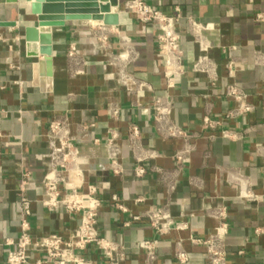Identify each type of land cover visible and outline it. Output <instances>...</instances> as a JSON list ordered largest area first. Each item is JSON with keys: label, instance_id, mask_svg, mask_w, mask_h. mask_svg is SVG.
<instances>
[{"label": "crops", "instance_id": "0c3cea01", "mask_svg": "<svg viewBox=\"0 0 264 264\" xmlns=\"http://www.w3.org/2000/svg\"><path fill=\"white\" fill-rule=\"evenodd\" d=\"M145 1L169 15L175 13V6L182 12L179 34L185 72L176 78L172 90L171 118L182 128L199 134L176 189L169 197L154 173L134 177L127 147L121 160L123 172L112 175L102 145L108 127L114 125L123 129L126 124L135 123L142 130L144 143L160 153L149 164L165 169L173 167L172 154L181 147L182 140L160 137L154 129L149 108L152 95L163 93L162 80L153 72L154 66L161 61L156 57L152 25L141 24L122 11L125 0H119L117 8H110L118 14L117 25L90 19L65 20L63 26L52 29V77L48 84L47 77L36 75L34 69L41 55L29 57L25 51L24 28L34 24L29 3L0 0V21L15 22L13 26H0V130L7 135L0 156V264H6L9 246L5 241L14 240L19 234L17 186L25 174L30 182L26 196L31 207V235L58 233L68 238L77 226V214L66 213L61 206L47 209L41 204L44 198L42 179L51 166L47 129L54 118L66 119L76 136L80 152L77 161L84 182L97 186L101 201L98 229L104 237L125 247L128 264L142 261L137 244L142 239L153 238L154 234L145 220L128 226L123 223L133 215L165 203L169 204L176 219L188 223V230L178 234L190 252L187 264H204V248L190 245L187 239L190 234L205 237L212 231L214 220L205 215L202 208L220 197L228 207L229 228L225 243L228 264H264V232H259L264 229V65L253 62L254 51L264 52V20L256 19L257 14L264 12V0ZM188 16L202 24V32L211 45L209 55L216 63L218 74L214 85L204 74L192 70L198 52L187 30ZM95 27L105 30L112 53L121 51L122 36L130 39L137 58L127 65V70L145 87L137 91L136 99L118 85L93 33ZM72 43L84 62V73L77 76L68 73L67 52ZM229 61L241 65L234 80L250 95L255 110L226 121L224 126L240 129L245 123H251L253 129L236 140L221 138L219 131L208 138L210 133L200 127L205 111L209 110L216 117L233 105L223 94L228 82L226 66ZM48 85L50 88L46 90ZM133 100L137 104H132ZM113 103L120 107L117 122L110 120L107 114L108 106ZM89 123L93 126L85 133H77V125ZM94 138L100 143H93ZM192 177L199 179L201 185H192L189 182ZM241 187L248 188L257 199L238 198ZM114 193L125 211H118L111 205L110 196ZM138 197L141 201L137 202ZM175 236L157 238L160 264H179L171 255ZM240 250L244 253L238 254ZM81 254L95 264L104 263L93 246ZM29 257L35 259L42 255L32 253Z\"/></svg>", "mask_w": 264, "mask_h": 264}, {"label": "built area", "instance_id": "2783aa9c", "mask_svg": "<svg viewBox=\"0 0 264 264\" xmlns=\"http://www.w3.org/2000/svg\"><path fill=\"white\" fill-rule=\"evenodd\" d=\"M122 11L132 15L141 24L152 25L155 30L156 57L161 61V64L154 66L153 72L159 75L162 80L163 93L154 94L150 99L151 121L160 137L181 139L182 145L172 154L173 167L165 169L156 164H149L158 158L160 153L144 143L142 130L137 124L128 123L123 129L112 125L106 129V137L102 141L107 166L112 175H120L123 172L121 160L125 147H127L133 161L134 177L141 178L149 172L154 173L158 184L163 187V191L169 197L175 191L179 175L194 150V139L199 136L196 132L182 128L171 118L172 90L175 88L176 78L185 72L179 34L182 12L178 6H175V13L169 15L151 6L145 0H125ZM256 19L264 20V12L257 14ZM186 20L188 33L198 52L192 64V70L204 74L210 84L214 85L218 79L216 63L209 55L211 45L202 32V24L194 21L191 16H188ZM93 33L107 62L113 69L118 85L134 99L137 91L145 87L134 74L127 70V65L137 58V52L130 39L122 36L121 51L112 53L105 30L95 27ZM67 58L69 60V75L77 76L84 73V62L74 43L69 47ZM253 62L256 65H264V52L254 51ZM238 69H241V65L234 61H229L226 66L228 82L223 88V94L232 102V107L216 117L206 110L201 118V130L210 133L208 138L214 137L215 131H219L221 138L236 140L253 129L251 123H245L240 129L224 126L226 121L244 117L255 110V104L250 100V95L234 80ZM132 104H137V101L133 100ZM107 114L113 122L119 121V105L110 104ZM91 126H93L92 123L79 124L76 131L78 134L85 133ZM47 137L50 141L51 166L42 179L44 198L41 204L47 209L61 206L66 213L77 214L79 216L78 223L68 238L58 233L33 237L30 225V201L26 196L30 182L25 174L17 186L20 212L19 234L16 239L5 241V244L9 246L5 263L95 264L81 254L87 247L93 246L99 251L104 261L103 264H128L125 247L104 237L98 229L97 216L101 206L98 189L94 183L84 182L83 172L77 161L80 152L75 142L76 136L72 134L67 120L54 118L49 121ZM6 138L7 135L0 130V156L3 153ZM93 143H100V140L94 138ZM189 182L196 187L201 185V181L194 177L189 178ZM83 185H85L84 191L82 190ZM237 197L245 201H254L258 196L248 188L241 187ZM110 200L115 209L125 211L117 194H112ZM135 201H141V198L138 197ZM202 212L214 220L212 231L205 237L190 234L187 241L190 245H199L204 248V264H228L225 244L229 228L228 207L220 197L215 203L205 204ZM189 216H193V213H189ZM140 220H145L148 223L154 237L138 242L137 246L142 252V261L138 264H160L157 238L172 234L176 235L172 240V258L179 264L188 263L190 252L184 246V239L178 237L180 232L188 230V223L176 219L171 213L168 203L152 206L139 215L131 216L130 220L123 224L128 226ZM259 232H264V229ZM32 253H40L42 257L30 259L29 256ZM243 253L242 250L238 251V254Z\"/></svg>", "mask_w": 264, "mask_h": 264}, {"label": "water", "instance_id": "95a60500", "mask_svg": "<svg viewBox=\"0 0 264 264\" xmlns=\"http://www.w3.org/2000/svg\"><path fill=\"white\" fill-rule=\"evenodd\" d=\"M14 2L16 0H6ZM29 3L34 24L24 28L25 51L29 57L41 59L34 64L36 75L52 77V29L63 26L65 20L90 19L102 21L106 25H117L118 14L111 11L117 8L119 0H25ZM98 1L105 4H99ZM14 21H0V26H13ZM50 85L46 90H49Z\"/></svg>", "mask_w": 264, "mask_h": 264}]
</instances>
